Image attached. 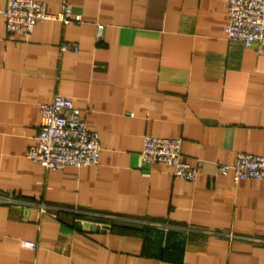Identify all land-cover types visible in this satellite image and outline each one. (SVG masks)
<instances>
[{"label":"crops","instance_id":"1","mask_svg":"<svg viewBox=\"0 0 264 264\" xmlns=\"http://www.w3.org/2000/svg\"><path fill=\"white\" fill-rule=\"evenodd\" d=\"M226 1L69 0L81 21L22 37L7 35L0 0V191L15 200L0 203V264H264V180L217 171L264 156V50L227 39ZM56 94L98 132L96 165L26 157ZM147 135L180 138V159L202 161L196 178L144 164ZM148 224L183 232L182 247L146 237Z\"/></svg>","mask_w":264,"mask_h":264},{"label":"built area","instance_id":"2","mask_svg":"<svg viewBox=\"0 0 264 264\" xmlns=\"http://www.w3.org/2000/svg\"><path fill=\"white\" fill-rule=\"evenodd\" d=\"M227 23L224 33L229 40L239 41L244 47L255 45L264 50V0H227L225 4ZM8 36L28 37L34 25L45 19H57L62 23L79 22L69 0H61L60 11L51 14L40 0H7L3 10ZM96 27V38L102 33ZM60 51H77L76 45L62 42ZM40 119L36 131V145L27 149L26 157L39 163L44 169H62L66 166L85 167L98 163V132L86 127L81 111L72 101L56 94L49 103L39 105ZM182 140L178 137L144 136L141 161L144 164L161 163L172 168L174 177L194 180L202 166L200 159L192 162L180 159ZM220 174L232 172L233 179H263L264 156L240 152L232 165L219 164ZM12 195L0 191V203L14 204ZM40 210L43 205L40 204ZM24 247L35 249L33 241H23Z\"/></svg>","mask_w":264,"mask_h":264},{"label":"water","instance_id":"3","mask_svg":"<svg viewBox=\"0 0 264 264\" xmlns=\"http://www.w3.org/2000/svg\"><path fill=\"white\" fill-rule=\"evenodd\" d=\"M82 228L84 230H98L97 227H95V225H92L89 222H84L82 223ZM144 233L146 237L149 238H155V239H163L166 244L168 245V243H170L172 241V239H177L180 240V247H182V243H183V237H184V233L180 232L178 230L175 229H164L162 227H158V226H154L151 224H148L145 226L144 228Z\"/></svg>","mask_w":264,"mask_h":264}]
</instances>
